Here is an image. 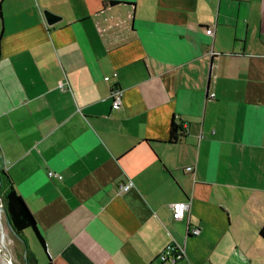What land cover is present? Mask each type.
Here are the masks:
<instances>
[{"label": "crops", "instance_id": "crops-1", "mask_svg": "<svg viewBox=\"0 0 264 264\" xmlns=\"http://www.w3.org/2000/svg\"><path fill=\"white\" fill-rule=\"evenodd\" d=\"M0 156L36 264H264V0H0Z\"/></svg>", "mask_w": 264, "mask_h": 264}, {"label": "trees", "instance_id": "trees-1", "mask_svg": "<svg viewBox=\"0 0 264 264\" xmlns=\"http://www.w3.org/2000/svg\"><path fill=\"white\" fill-rule=\"evenodd\" d=\"M185 135L184 129L176 124L174 121L170 125V136L168 142L176 143L180 141ZM0 203L4 209V215L9 225L11 232L13 233L15 239L18 241L22 247V260L26 264H36L34 256H32L28 250H26V242L22 237V232L25 229H31L38 244L45 251V242L38 229L36 220L25 203L22 196L15 189L13 182L1 164L0 156ZM261 237L264 238V227L260 231Z\"/></svg>", "mask_w": 264, "mask_h": 264}, {"label": "built area", "instance_id": "built-area-1", "mask_svg": "<svg viewBox=\"0 0 264 264\" xmlns=\"http://www.w3.org/2000/svg\"><path fill=\"white\" fill-rule=\"evenodd\" d=\"M211 29L208 28L206 30L207 34H210ZM105 80H108V77L104 78ZM60 87L63 88V84H60ZM122 90L120 87L115 86L111 89L109 97L111 100V104L113 108H118L122 104ZM192 169V166H187L186 171H190ZM47 176L50 177H57L59 180L62 179V176L52 170L47 171ZM133 186V182L131 180H127L124 182L118 183V190L120 192L128 191ZM189 207V201L183 200L178 201L170 204L171 208V215L173 220L180 221L184 218L186 211ZM190 234L196 235L198 234V228H191L189 230ZM185 255L184 247L177 244L176 242H169L165 245V247L159 252L156 259L158 260L159 264H174L178 261H180Z\"/></svg>", "mask_w": 264, "mask_h": 264}, {"label": "rangeland", "instance_id": "rangeland-1", "mask_svg": "<svg viewBox=\"0 0 264 264\" xmlns=\"http://www.w3.org/2000/svg\"><path fill=\"white\" fill-rule=\"evenodd\" d=\"M22 237L26 242V250L34 256L36 255L44 257V252L38 244L31 229H25L22 232ZM22 247L15 239L11 232L4 212L0 213V264H26L22 260Z\"/></svg>", "mask_w": 264, "mask_h": 264}, {"label": "water", "instance_id": "water-1", "mask_svg": "<svg viewBox=\"0 0 264 264\" xmlns=\"http://www.w3.org/2000/svg\"><path fill=\"white\" fill-rule=\"evenodd\" d=\"M43 14L45 16V19L47 21L48 24H53L56 21H58L60 19V16L54 14L53 12L49 11V10H43ZM0 186H1V179H0ZM2 204H0L1 206ZM1 210L3 211L4 209L1 206ZM9 226V225H8Z\"/></svg>", "mask_w": 264, "mask_h": 264}, {"label": "bare ground", "instance_id": "bare-ground-1", "mask_svg": "<svg viewBox=\"0 0 264 264\" xmlns=\"http://www.w3.org/2000/svg\"><path fill=\"white\" fill-rule=\"evenodd\" d=\"M0 204H1V203H0ZM1 206H2V205H1ZM1 206H0V213H1V211H2V210H1Z\"/></svg>", "mask_w": 264, "mask_h": 264}]
</instances>
